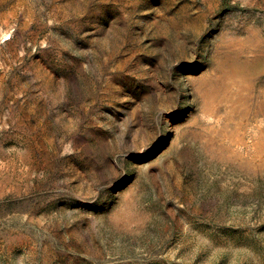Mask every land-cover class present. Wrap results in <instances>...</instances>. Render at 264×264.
<instances>
[{"label": "rangeland", "instance_id": "obj_1", "mask_svg": "<svg viewBox=\"0 0 264 264\" xmlns=\"http://www.w3.org/2000/svg\"><path fill=\"white\" fill-rule=\"evenodd\" d=\"M0 264H264V0H0Z\"/></svg>", "mask_w": 264, "mask_h": 264}, {"label": "bare ground", "instance_id": "obj_2", "mask_svg": "<svg viewBox=\"0 0 264 264\" xmlns=\"http://www.w3.org/2000/svg\"><path fill=\"white\" fill-rule=\"evenodd\" d=\"M8 34L4 35L3 37H6ZM24 51V50H23Z\"/></svg>", "mask_w": 264, "mask_h": 264}]
</instances>
